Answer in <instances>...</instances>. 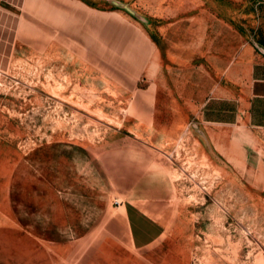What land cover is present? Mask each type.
Returning <instances> with one entry per match:
<instances>
[{
	"label": "rangeland",
	"instance_id": "obj_1",
	"mask_svg": "<svg viewBox=\"0 0 264 264\" xmlns=\"http://www.w3.org/2000/svg\"><path fill=\"white\" fill-rule=\"evenodd\" d=\"M254 62L264 0H26L0 73V264H264V128L199 112L243 104Z\"/></svg>",
	"mask_w": 264,
	"mask_h": 264
},
{
	"label": "crops",
	"instance_id": "obj_2",
	"mask_svg": "<svg viewBox=\"0 0 264 264\" xmlns=\"http://www.w3.org/2000/svg\"><path fill=\"white\" fill-rule=\"evenodd\" d=\"M25 1L0 0V73H5L10 67L21 22V9ZM245 83H248L249 93L244 98L243 104L238 99L212 95L202 103L199 109L201 119L205 123L223 127L239 126L240 119H242L244 127H247L250 132H253V129L264 128V62H254L250 65ZM246 146L250 150H247ZM243 154V172L254 169V163L259 164L257 150L250 144L244 143ZM154 191L148 190L145 192L147 195L141 197V199H147L151 210H156L158 200H161V196L155 195ZM137 198L140 199V197ZM130 199L132 200L131 197Z\"/></svg>",
	"mask_w": 264,
	"mask_h": 264
}]
</instances>
